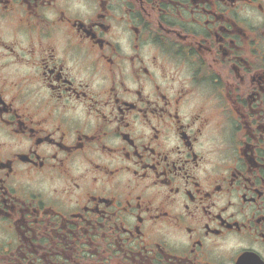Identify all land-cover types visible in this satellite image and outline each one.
Listing matches in <instances>:
<instances>
[{
  "label": "flooded vegetation",
  "instance_id": "1",
  "mask_svg": "<svg viewBox=\"0 0 264 264\" xmlns=\"http://www.w3.org/2000/svg\"><path fill=\"white\" fill-rule=\"evenodd\" d=\"M0 264H264V0H0Z\"/></svg>",
  "mask_w": 264,
  "mask_h": 264
}]
</instances>
